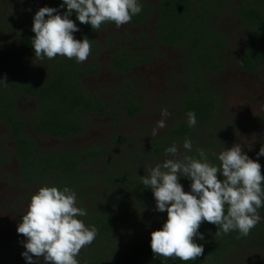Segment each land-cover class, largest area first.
Segmentation results:
<instances>
[{
    "label": "trees",
    "instance_id": "1",
    "mask_svg": "<svg viewBox=\"0 0 264 264\" xmlns=\"http://www.w3.org/2000/svg\"><path fill=\"white\" fill-rule=\"evenodd\" d=\"M60 2L61 0H44L42 7H58ZM140 5L141 13L133 16L129 23L136 25L146 21L152 9L143 1H140ZM31 6L27 1L18 4L16 0H0V21L4 16L11 14L12 17H9L8 21L13 23L8 26L9 32L0 31V67L3 63L23 65L25 61L28 63L33 59L43 65H49L47 77L45 75L46 79L43 81L35 80L30 71L22 70L20 66L17 76L12 77L6 86H0V119L9 123L12 129L21 176L28 183L38 181L43 187L56 186L60 190L69 187L77 194L78 206L87 210L88 215L80 219L86 226L94 225L97 236L90 245L89 253L82 251L77 257L79 264H215L221 263L225 255L240 252L248 245L264 244V220L246 237L235 231L217 237V227L204 222L199 229L204 234V240L195 241L204 245L201 257L187 262L178 258L154 257L150 248L151 237L144 239L141 237V231L147 226H155L154 231L159 230L161 227L157 226L163 225L167 214L154 211L152 192L144 188L140 177L147 175L150 166L166 158L161 156L171 143L166 139L148 143L130 141L129 145L133 147L129 148L119 134L107 146L101 145L86 151L66 149L67 151L55 152L40 148L29 135L24 134L23 120L19 114L13 112L14 101L21 95L34 97L40 104L32 130L37 134L57 139H67L81 133L84 129L82 114L85 111L96 110L95 112L101 115L105 112L101 101L92 99L80 85L84 74L83 70H79L82 63H77L74 58L60 56L51 60L34 58L31 46L34 33L31 29L35 12L31 10ZM156 12V38L163 39L172 46L180 41L190 42V48L195 51V59L191 60L196 66V74L189 77L193 84L189 86L181 110L185 119L189 111L195 112L197 125L189 128L186 122H180L172 130L171 136L177 140L174 141L177 145H182L185 138L192 140L193 150L184 152L181 148L183 154L199 158L198 150L204 149L209 161L218 165L216 154H211L208 149L210 147L215 151L216 143L212 139L216 134L210 130L205 133L199 130L200 125H205L207 129L216 128L214 123L222 103L215 87L209 88L206 71L200 69V63L202 65L205 62L206 70L215 73L221 70L224 64L222 54L226 38L218 29L210 26L212 22L216 26L221 25L225 18L244 23L249 40L244 54L240 57V63L244 71H255L263 66L264 0H159ZM70 19L75 21V14ZM76 23L80 31L74 34L75 39L87 37L91 41L89 58L97 52L101 34L115 26L114 23L107 22L95 32L88 24H79L78 21ZM11 35L21 39L19 44L10 45ZM112 39L106 41L107 46L113 45ZM139 61L140 57H136L133 52L122 46H119L111 57L112 67L122 74L129 72ZM130 96L128 90L122 89L115 103L121 105L123 112L132 117L141 110V105L127 100ZM223 135L224 132L220 137ZM227 143L224 136L221 144ZM109 146L111 148H108ZM89 159L100 160V170L83 172L81 163ZM113 161L116 163H112ZM180 182L184 190L188 191L190 182L186 179ZM259 214L264 218V207L259 209ZM127 236L129 240L126 242L115 241ZM0 264L26 263L1 253Z\"/></svg>",
    "mask_w": 264,
    "mask_h": 264
},
{
    "label": "clouds",
    "instance_id": "2",
    "mask_svg": "<svg viewBox=\"0 0 264 264\" xmlns=\"http://www.w3.org/2000/svg\"><path fill=\"white\" fill-rule=\"evenodd\" d=\"M141 11L140 0H61L58 7H41L32 19L34 58L51 60L60 56L83 63L90 55L91 41L87 37L75 39L74 34L80 31L76 21L90 25L96 32L107 22L123 26ZM73 14L75 21L70 19ZM6 79H0V86L7 85ZM169 115L167 110L162 111L151 130L153 137L167 127ZM186 123L189 128L196 127L195 112L186 114ZM249 145L247 151L240 143L224 147L216 153L217 165L209 161L204 149L198 150L199 158L183 154L181 148L184 152L193 150L192 140L185 138L182 145L166 147V158L140 177L144 188L152 192L154 211L167 214L162 227L151 233L154 257L185 262L201 257L204 245L195 241L204 240L199 231L204 222L217 227V237L233 231L246 237L261 221L264 175L258 161L264 157V146L254 160L247 154L252 151ZM182 179L190 182L188 191ZM87 215L69 187L39 188L31 195L16 228L17 234L24 237L21 256L26 264H79L81 249L91 245L97 236L96 227L86 226L80 219Z\"/></svg>",
    "mask_w": 264,
    "mask_h": 264
},
{
    "label": "flooded vegetation",
    "instance_id": "3",
    "mask_svg": "<svg viewBox=\"0 0 264 264\" xmlns=\"http://www.w3.org/2000/svg\"><path fill=\"white\" fill-rule=\"evenodd\" d=\"M25 1H27V4L32 5L31 10L35 13L42 7L44 2V0H16L18 4H24ZM140 1L148 4L152 9L146 21L136 25L133 23L124 24L125 30L122 31L121 34L111 35L109 31L102 33L99 38L100 45L96 49L97 52H95L92 58L88 57V59L81 64V69L79 68V70H83L84 73L80 83L83 90H85L92 99L97 98L101 101L105 111L103 115L95 112L96 110H93L94 112L85 111L82 114L84 129L81 133L70 136L67 139H57L35 133L32 130V126L36 118L38 106L40 105L39 102L34 97L23 95L15 99L13 112L19 114L22 118L24 134L29 135L30 139L35 142L37 146L55 152L65 151L66 149L86 151L91 148H98L101 145L107 146L112 143L114 138H117V135H122L119 132L121 124L130 122L136 125L138 120L142 121L146 125L145 127H147L146 130L142 129L148 137L147 143L155 140H160L161 142L165 139L171 144L177 141L171 136V132L180 122H186L181 109L184 100L187 98L189 86L193 84V82L189 80V77L196 74L194 73L196 66L191 60V58L195 59V56H193L195 51L193 48H190V42L180 41L172 46L163 39H157L156 9L158 8L159 0ZM9 17H12L11 14L4 16L3 20L0 21L1 32H9V27L13 25L12 22L8 21ZM114 28H117V26L115 25L112 29ZM210 28L218 29L226 39H224L225 45L223 46L222 54L224 57V64L221 70L215 73L212 70L207 71L205 66L206 63L203 62L202 65L200 63V69L206 71V80L207 83L209 82V88L214 87L215 78L218 77L222 79L226 77L227 79L231 76L229 72L227 73L230 60L235 61V70L232 74H236L241 78L237 80L240 87H245L244 81L250 79L254 80V83L256 80H264V57L262 59L263 66L255 71L246 72L241 67L240 57L244 54L249 40L248 30L244 23L238 20L234 21L233 19L225 18L222 25L216 26L212 22ZM103 36H108V38L103 39ZM112 38L114 39L113 45L107 46L106 41ZM118 38L121 39L118 40ZM20 40L18 36L11 35L10 45H17ZM119 46L127 48L129 51L133 52L136 57H140L139 63L125 74L120 73L111 65V57L117 52ZM174 50L181 52V55H177ZM138 52L141 55L138 54ZM24 63L23 65L3 63L2 67H0V79L6 76L7 84L12 77L17 76L20 66L22 70L30 71L31 76L35 80L43 81V79H46L48 64L43 65L41 62L34 61L33 59L28 63ZM137 69L142 70V73L138 74L139 78L135 76ZM87 80L90 84L87 83ZM253 87L255 90L256 87L254 85ZM122 89H124V91L128 90L131 93V96L127 100L140 103L141 105V110L132 117L123 112V107L121 105L115 103ZM104 91L107 92L104 93ZM216 91L219 92L218 90ZM259 92L260 93H256L255 98L250 101L252 105H258L261 103L260 100H263L262 94L264 89H260ZM218 94H220V92ZM144 96L147 97L146 100ZM22 103H27L26 106L29 108L27 110H25L24 107L22 108ZM260 108L263 109V104ZM164 110L170 113L167 117V127L161 130L158 136L153 137L151 135V130L155 127L156 122L161 119V113ZM259 120L261 129L263 128L262 137L264 138V119ZM103 124L110 129L103 137L101 136V131L99 133L95 132L93 135L89 134V132L93 131L91 130L93 128H99V130H101ZM199 128L203 131V128H206V126L200 125ZM132 136L133 137H130L127 134L121 136L129 148L133 147L129 145L130 141L139 143V136ZM108 148L111 147L109 146ZM164 153L161 158L165 157ZM254 154L255 152L253 150L252 159L255 160L257 157H254ZM0 160H2V163H0V170L3 172L8 170L11 173H15L17 177L22 175L18 157L15 153L12 129L10 124L4 122L2 119H0ZM258 162L261 163V157ZM112 163L116 162L113 161ZM99 167L100 160L89 159L81 163V170L86 173L96 172V169L100 170ZM261 173L263 175L262 171Z\"/></svg>",
    "mask_w": 264,
    "mask_h": 264
},
{
    "label": "rangeland",
    "instance_id": "4",
    "mask_svg": "<svg viewBox=\"0 0 264 264\" xmlns=\"http://www.w3.org/2000/svg\"><path fill=\"white\" fill-rule=\"evenodd\" d=\"M220 24L222 25L223 22ZM124 30L125 27L121 26L120 28L117 27L109 30V33H111V35L121 34ZM104 38L107 39L108 36H103V39ZM174 52H176L177 55H181V52L178 50H174ZM228 65L229 68L227 69V73L229 72L231 76L227 79L226 77L222 79L217 77L214 79V87L220 92L222 99L221 108L217 113L216 121L214 123L216 128L210 127L209 129L203 128V131L202 129L199 130L204 133L209 132L210 130L216 134L215 138L212 139L216 143L214 147L216 152L209 147L208 149L210 153L212 152L211 154H216L223 150L224 147L230 148L237 143H240L247 151L250 147L249 144H251L252 151H248L247 154L252 158L253 150L255 152V157L260 150V147L264 146V138L262 137L263 128L261 129L259 120L264 119V92L262 94L263 100H260V104L252 105V102L250 101L255 98L256 93H260V89H264V80H256L254 83V80L250 79L244 81L246 88L240 87L237 80L241 78L236 74H232L235 70V61L230 60ZM140 73H142V70L137 69L135 73L136 78H139L138 74ZM87 83L90 84L88 80ZM253 85L256 87L255 90ZM106 92L107 91H104V93ZM144 98L146 100L147 97L144 96ZM262 104L263 109L260 108ZM26 105L27 103H22V108L24 107L25 110L29 108ZM143 124L144 123L140 120L136 122V125L130 122H125L121 124L119 132L122 135L127 134L130 137H133L132 135L139 136V143L147 142L148 137L143 131L144 129L146 130L147 127ZM219 129H222L223 131H220ZM91 130L93 131L89 132L90 135L101 131V136L103 137L110 129L103 124L101 130H99V128H93ZM222 132H224V135L221 138L220 134ZM224 136L228 141L226 145L221 144L224 140ZM254 136L255 138H253ZM263 160L264 157H261V171L264 175ZM41 187L43 186H41V183L38 181L28 183L22 176L17 177L15 176V173H11L8 170L4 172L0 170V254L5 253L9 258L15 257L25 262L21 256V253L24 251V248L22 247L24 237L17 234L16 228L21 217L25 213L31 195ZM262 220H264V218H262L261 221ZM157 227H162V225H158ZM143 229L144 230L141 231L142 236H140L147 239L151 237L150 233L154 231L155 226H147ZM128 237L129 236H127V238L120 237L115 239V241L117 242L121 240L126 242L129 240ZM90 249V245L83 247L79 255L82 251H84V253H89ZM41 264H43L42 261ZM215 264H264V244H261L260 246H255V244L248 245L246 249L240 252L225 255L222 258L221 263Z\"/></svg>",
    "mask_w": 264,
    "mask_h": 264
}]
</instances>
